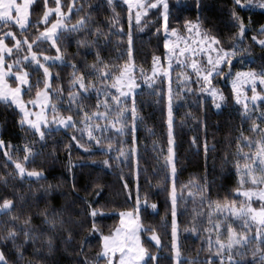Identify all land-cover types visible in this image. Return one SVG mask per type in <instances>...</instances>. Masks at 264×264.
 Masks as SVG:
<instances>
[{
    "label": "trees",
    "instance_id": "16d2710c",
    "mask_svg": "<svg viewBox=\"0 0 264 264\" xmlns=\"http://www.w3.org/2000/svg\"><path fill=\"white\" fill-rule=\"evenodd\" d=\"M166 1L168 29L185 34L186 26L198 24L227 53L212 80L222 96L219 108L201 96L195 74L186 79L185 71L173 68L175 215L164 85L137 90L117 106L110 88L130 59L136 74L146 77L163 55L160 9L131 23L121 0H36L25 31L0 27V39L12 31L20 43L6 62L28 73L24 101L46 82L43 70L27 62L30 53L61 58L59 64L38 59L51 80L50 124L41 137L22 126L14 107L0 102V264H105L102 239L119 226L120 213L138 214L145 264H173L174 224L179 264H264V238L255 240V227L228 212L241 201L238 191L263 186L246 178L264 168V103L260 117L256 111L244 115L229 82L244 72L264 77V46L258 45L264 39V0ZM57 4L69 14L68 28L53 47L41 43L39 34L53 25L54 18L42 20ZM96 114L104 121L92 119ZM64 118L72 120L70 127L58 129ZM111 122L116 130L108 127ZM16 165L42 177L23 178Z\"/></svg>",
    "mask_w": 264,
    "mask_h": 264
},
{
    "label": "rangeland",
    "instance_id": "374dc122",
    "mask_svg": "<svg viewBox=\"0 0 264 264\" xmlns=\"http://www.w3.org/2000/svg\"><path fill=\"white\" fill-rule=\"evenodd\" d=\"M129 10V20L131 23L140 22L141 19L150 9L159 8L161 11V30L163 34L164 46L161 57L155 59L151 72L146 77H139L136 74L132 59L125 65V68L114 79L110 88L113 89L116 97L112 103L117 106L118 103L126 101L133 97L137 90L153 86L156 82L165 87V109H166V132L168 137L167 158L166 164L168 166V177L170 180V200L172 215L176 214V166L175 155H173V98H172V72L173 68L179 67L188 74L186 79L190 78V73L195 74L202 84L201 96H209L213 99L216 108H219V103L222 102V96L213 88V77L218 74L221 67L225 65L227 53H222L216 42L206 37L199 28L198 24H191L186 26L185 34H178L175 30L168 29V7L166 0H121ZM36 0H0V27L9 26L15 27L19 32L25 31L30 25V10ZM75 10L74 4L70 6V12ZM42 23L45 24L50 18H54L53 25L44 32L40 33L39 41L42 43H50L54 46V41L59 32L68 28L65 25L66 19L69 17L60 11L59 4L54 10H46ZM79 25H82L80 23ZM264 30V28H263ZM0 39V100L8 103L14 107L22 118L21 124L27 127L35 134L41 137L43 129H47L49 123L48 112L50 109V72L43 69L38 59L46 61L49 64H59L61 58L59 55L54 57H42L30 53L26 58L27 62L35 63L44 72L45 87L39 91L35 98L30 101H24V91L30 87L28 80V73L26 70L15 71L13 65L7 64L6 60L11 57L13 50L20 44L12 31L4 32ZM10 41V47L7 40ZM13 44V45H12ZM258 45L264 46V39L258 42ZM31 47V46H29ZM130 57H132L130 55ZM230 87L234 95L236 104L243 107L244 115L248 116L253 111L257 112L260 117V104L264 103V77L255 72L239 73L230 82ZM111 99V98H110ZM106 101V99H104ZM107 111H110L105 103L102 104ZM110 114V113H109ZM111 115V114H110ZM103 114H96L93 118L102 119ZM72 120L64 118L59 120L57 128L66 129L70 127ZM262 125V124H261ZM109 128L115 129V124L111 122ZM264 128V125H263ZM116 130V129H115ZM264 149V146H263ZM264 159V158H263ZM261 159L260 162L264 163ZM264 165V164H263ZM258 175L246 174V182L255 184V182L262 183V187L258 190H244L238 191L236 194L241 201L238 204L230 207L228 212L231 213L233 219L247 220L249 225L255 227V240L264 238V208H253L250 203L264 204V183L262 172L264 168L259 167ZM16 171L19 175L26 179H39L42 177L41 173L25 172L23 167L16 165ZM9 205H6L5 210ZM146 206L137 205V210L140 207ZM154 211V206H151ZM119 226L109 237L102 239V253L101 258L106 260L105 264H145L147 255L141 247L140 232L141 227L138 224L137 213H120ZM172 244L173 246V264H179L181 257L179 255V245L177 241L178 234L176 232L175 224L172 228ZM156 241V236L151 238ZM246 240V238H244ZM222 246V245H221Z\"/></svg>",
    "mask_w": 264,
    "mask_h": 264
},
{
    "label": "crops",
    "instance_id": "0c3cea01",
    "mask_svg": "<svg viewBox=\"0 0 264 264\" xmlns=\"http://www.w3.org/2000/svg\"><path fill=\"white\" fill-rule=\"evenodd\" d=\"M1 102V100H0ZM59 125V124H58ZM2 147V144H1V140H0V148ZM2 212V210L0 209V213Z\"/></svg>",
    "mask_w": 264,
    "mask_h": 264
}]
</instances>
